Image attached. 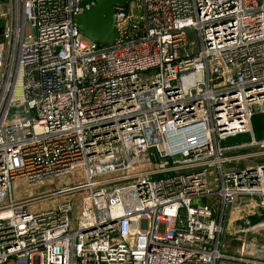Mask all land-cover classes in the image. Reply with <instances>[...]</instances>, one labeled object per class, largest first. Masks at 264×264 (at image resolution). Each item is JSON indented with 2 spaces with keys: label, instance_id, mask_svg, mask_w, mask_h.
<instances>
[{
  "label": "built area",
  "instance_id": "obj_1",
  "mask_svg": "<svg viewBox=\"0 0 264 264\" xmlns=\"http://www.w3.org/2000/svg\"><path fill=\"white\" fill-rule=\"evenodd\" d=\"M2 1L0 264H215L214 215L243 200L264 230V0H129L109 45L79 32L93 1Z\"/></svg>",
  "mask_w": 264,
  "mask_h": 264
},
{
  "label": "rangeland",
  "instance_id": "obj_2",
  "mask_svg": "<svg viewBox=\"0 0 264 264\" xmlns=\"http://www.w3.org/2000/svg\"><path fill=\"white\" fill-rule=\"evenodd\" d=\"M0 2H5V1L0 0ZM1 26H2V22L0 21V27ZM15 116H23L22 108H14V109L9 110L8 115H7L8 120H12L13 118H15ZM252 130H253V136L255 139L260 140V139L264 138L263 121H262V117L259 114H255L252 118ZM249 139H250V135H242V136H239L237 138H231L225 142H222L221 145L246 144V143H248ZM246 151H248V150H243V152H246ZM255 161H256V163H259V162H262V159H256ZM251 162H254V161H251ZM82 182H83L82 171L79 169H76L75 171H73L69 175L49 179V180L43 182L42 184L40 183V185L39 184L38 185H30L24 179H16L12 185V193H13V196L17 199L32 198V197L37 196L36 191H38V195H40V194L42 195V194L50 193V192H53L55 190H58V189H61L64 187H69L72 185L81 184ZM82 195L83 194L80 193V195L75 194V196L72 197L73 199H75V202H74L75 207H78L79 200L82 197ZM62 199L63 198H61V197H57V198H53V199L37 201L36 203L30 205V207H31L30 210H33V211L34 210H36V211L45 210L47 208L55 206ZM200 202H202V201L195 200L194 204L200 203ZM203 202H206V201H203ZM249 202L250 201H248V200H243L234 207H240L241 205H243L242 203H245L244 205L250 209L251 213H255L256 212L255 203L254 202L249 203ZM234 207H230V208H227L225 210L228 211V209L230 210V209H233ZM225 210H224V212H225ZM225 215H226V212H225ZM224 220H225V216L222 218V221H221L223 223L226 222L225 228L223 229L222 237L225 235V232H227V230H230L229 234H230V236L232 235V237H227L224 240V245L220 241V246H219L220 247L219 248L220 253L222 252V250L225 251V248L227 247L228 244L231 245L234 243H243V242H246L247 240H251V241L253 240L252 243H254L255 245L253 247L252 254L255 255L259 251H260V254H262V253L264 254V230L257 231V232H259L258 235H248L247 233H251V234H254V233L248 231L243 226L241 227L242 231H237L235 225H233L231 227V229H230V227L227 228L228 218L226 219V221H224ZM245 220H247V219L242 218V217H238V219H236L235 221L244 222ZM232 230H234L235 234L231 233ZM228 251H232V253H235L236 249L235 250H232V249L226 250V252H228Z\"/></svg>",
  "mask_w": 264,
  "mask_h": 264
},
{
  "label": "crops",
  "instance_id": "obj_3",
  "mask_svg": "<svg viewBox=\"0 0 264 264\" xmlns=\"http://www.w3.org/2000/svg\"><path fill=\"white\" fill-rule=\"evenodd\" d=\"M263 139V138H262ZM38 190V189H37ZM37 192V196H38V191ZM13 195V193H12ZM14 197V196H13ZM15 198V197H14ZM17 199V198H15ZM19 200V199H17ZM207 201V200H206ZM209 202L211 204H217L216 200H209ZM213 204V205H214ZM243 205H241L240 207H234L233 209H228L225 210V212L223 214V217L225 216V220L228 218L227 220V228L235 225V227L237 226H243V227H252L257 225L260 222V219L256 216V212L255 213H251L250 209L245 206V203H242ZM236 206V205H235ZM31 208V207H30ZM215 218H217L222 226V233H223V229L225 228L226 222L223 223L222 218L220 219L219 214H215L214 215ZM238 217H242V218H246L247 220H245L244 222H240V221H235L236 219H238ZM233 231V232H232ZM231 233L235 234L234 230H232ZM230 230H227V232H225V235L222 237V233H221V237L219 238V242L221 241V243L224 245V240L227 237H232L229 234ZM254 234L251 233H247L248 235H258L259 232L255 231H250ZM239 236V235H238ZM237 237V236H236ZM254 238V237H253ZM253 241V240H252ZM251 240H247L246 242L243 243H234V244H228L227 247L225 248V251L222 250L221 254L223 255L222 258L218 259L215 264H264V254H260V251L258 253H256L255 255L252 254L253 252V247H254V243H252ZM220 246V244H219ZM220 248V247H219ZM235 250V253H232V251H228L226 252V250Z\"/></svg>",
  "mask_w": 264,
  "mask_h": 264
},
{
  "label": "water",
  "instance_id": "obj_4",
  "mask_svg": "<svg viewBox=\"0 0 264 264\" xmlns=\"http://www.w3.org/2000/svg\"><path fill=\"white\" fill-rule=\"evenodd\" d=\"M94 4L75 18L80 34L90 42L109 45L118 38L115 27L114 7L129 0H83L82 6Z\"/></svg>",
  "mask_w": 264,
  "mask_h": 264
},
{
  "label": "bare ground",
  "instance_id": "obj_5",
  "mask_svg": "<svg viewBox=\"0 0 264 264\" xmlns=\"http://www.w3.org/2000/svg\"><path fill=\"white\" fill-rule=\"evenodd\" d=\"M232 236V235H231ZM263 246V245H262ZM264 258V257H263Z\"/></svg>",
  "mask_w": 264,
  "mask_h": 264
}]
</instances>
